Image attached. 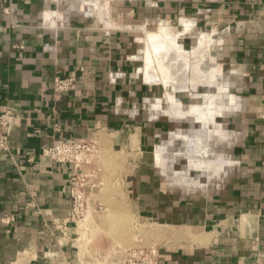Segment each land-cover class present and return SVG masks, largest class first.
<instances>
[{
  "label": "crops",
  "instance_id": "crops-1",
  "mask_svg": "<svg viewBox=\"0 0 264 264\" xmlns=\"http://www.w3.org/2000/svg\"><path fill=\"white\" fill-rule=\"evenodd\" d=\"M161 30L181 56L167 86L159 64L145 75ZM67 75L75 89L55 92ZM5 108L0 264H103L79 249L71 165L41 155L89 138L156 228L157 264H264V0H0Z\"/></svg>",
  "mask_w": 264,
  "mask_h": 264
},
{
  "label": "rangeland",
  "instance_id": "rangeland-1",
  "mask_svg": "<svg viewBox=\"0 0 264 264\" xmlns=\"http://www.w3.org/2000/svg\"><path fill=\"white\" fill-rule=\"evenodd\" d=\"M100 156L99 152L95 161L105 170L100 167L103 175L97 177L99 187L95 195L87 199L86 210L76 217L78 244L89 262L120 263L128 250L154 244L156 228L134 216L120 181L115 180L121 165Z\"/></svg>",
  "mask_w": 264,
  "mask_h": 264
},
{
  "label": "built area",
  "instance_id": "built-area-1",
  "mask_svg": "<svg viewBox=\"0 0 264 264\" xmlns=\"http://www.w3.org/2000/svg\"><path fill=\"white\" fill-rule=\"evenodd\" d=\"M76 76H55L53 90L65 92L75 89ZM17 115L10 109L0 111V151H8L9 136ZM100 152L96 139L58 140L51 146L42 148L41 155L58 163H69L72 167L69 198L71 214L76 217L86 210L87 188L95 184L96 169L93 167L95 156ZM157 247L150 244L145 247L128 250L122 264H157Z\"/></svg>",
  "mask_w": 264,
  "mask_h": 264
},
{
  "label": "bare ground",
  "instance_id": "bare-ground-1",
  "mask_svg": "<svg viewBox=\"0 0 264 264\" xmlns=\"http://www.w3.org/2000/svg\"><path fill=\"white\" fill-rule=\"evenodd\" d=\"M168 35L170 33L167 30H161L155 33H148V36L146 37V47L144 49V58H145V75L147 78H150L149 70L152 66V64H159V70H160V75L154 76L155 78L158 79V81L163 82L165 86H167V83H172L173 82V77H170L166 73L165 65L164 64H177V62L180 60V55L177 51L178 46L175 43V39L171 40V44L175 45L176 49L175 52H172L171 50L168 49L165 46V40L168 38ZM174 47V46H173ZM203 49V48H202ZM205 49V48H204ZM170 50V51H169ZM199 50V49H198ZM206 53V51L204 52ZM201 54V53H200ZM207 54V53H206ZM197 56V55H196ZM206 56V55H205ZM198 57V56H197ZM209 57V56H206ZM205 58V57H204ZM208 60V58H207ZM213 65V64H212ZM167 67V66H166ZM153 69V68H152ZM169 74V73H168ZM209 77V75H208ZM207 77V79H209ZM152 79V78H150ZM212 79V77H211ZM153 80V79H152ZM176 80V79H175ZM202 80V78H201ZM210 80V79H209ZM195 81V80H194ZM176 82V81H175ZM181 82V81H180ZM211 82V80H210ZM185 83V82H184ZM205 83V82H204ZM192 85V84H191ZM186 86V85H185ZM170 87V86H169ZM180 89V88H179ZM176 91V90H175ZM165 92V91H164ZM168 99V98H167ZM178 103V102H177ZM228 104V103H227ZM197 107V106H196ZM210 108V107H209ZM196 110V109H195ZM199 110V109H198ZM170 111V110H169ZM201 111V110H200ZM199 112V111H198ZM202 112V111H201ZM212 112V110H211ZM215 112V111H214ZM219 112V111H218ZM184 113V112H182ZM205 113V112H204ZM207 113V112H206ZM179 114V113H178ZM211 114V113H210ZM219 114V113H218ZM180 115V114H179ZM203 115V114H202ZM216 115V114H215ZM214 116V115H213ZM179 118V117H178ZM200 118V117H199ZM207 118V117H206ZM183 119V118H182ZM210 119V118H209ZM180 120V119H179ZM200 122V121H198ZM206 122V121H205ZM201 123V122H200ZM220 160V159H219ZM206 162V161H205ZM218 162V161H217ZM207 163V162H206ZM220 163V162H218ZM201 166V165H200ZM218 166V165H217ZM218 168V167H217ZM200 169V168H199ZM212 170V169H210ZM208 177V176H207Z\"/></svg>",
  "mask_w": 264,
  "mask_h": 264
}]
</instances>
